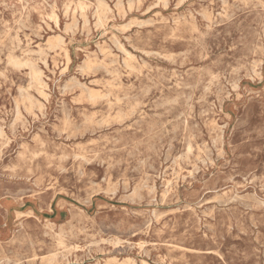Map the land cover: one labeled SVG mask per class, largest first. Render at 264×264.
<instances>
[{
	"label": "rangeland",
	"instance_id": "rangeland-1",
	"mask_svg": "<svg viewBox=\"0 0 264 264\" xmlns=\"http://www.w3.org/2000/svg\"><path fill=\"white\" fill-rule=\"evenodd\" d=\"M0 264H264V0H0Z\"/></svg>",
	"mask_w": 264,
	"mask_h": 264
},
{
	"label": "bare ground",
	"instance_id": "bare-ground-1",
	"mask_svg": "<svg viewBox=\"0 0 264 264\" xmlns=\"http://www.w3.org/2000/svg\"><path fill=\"white\" fill-rule=\"evenodd\" d=\"M105 14V13H104ZM105 50V49H104ZM107 51H109L108 49H106ZM103 53H105V52H103ZM108 55V54H107ZM10 61V60H9ZM104 61V60H103ZM90 62V61H89ZM23 63V62H22ZM26 63V62H25ZM24 64V63H23ZM32 63L30 62V65H31ZM28 65V64H27ZM93 65V64H92ZM35 72V71H34ZM42 74V73H41ZM36 75V74H35ZM39 75V74H38ZM33 77V76H32ZM36 78V77H35ZM115 79V78H114ZM38 81V80H37ZM34 82V81H33ZM31 86V85H30ZM40 86V85H39ZM42 87V86H41ZM36 89V88H35ZM24 90H26V89H24ZM44 95V94H43ZM94 95V94H93ZM97 95V94H96ZM98 96V95H97ZM100 96V95H99ZM22 97V96H21ZM95 97V96H94ZM101 97V96H100ZM23 99V98H22ZM28 100V99H27ZM120 100V99H119ZM24 104V103H23ZM31 105V104H30ZM27 107V106H26ZM31 107H29V109H30ZM31 110H32V108H31ZM3 133V132H2ZM4 134V133H3ZM2 134V135H3ZM2 138V137H1ZM104 242V241H103ZM115 243V242H114Z\"/></svg>",
	"mask_w": 264,
	"mask_h": 264
}]
</instances>
